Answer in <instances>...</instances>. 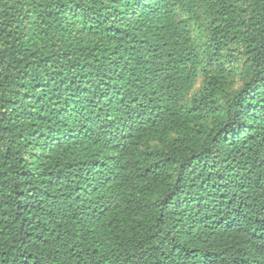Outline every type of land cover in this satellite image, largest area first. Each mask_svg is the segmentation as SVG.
I'll return each mask as SVG.
<instances>
[{
  "label": "trees",
  "instance_id": "1",
  "mask_svg": "<svg viewBox=\"0 0 264 264\" xmlns=\"http://www.w3.org/2000/svg\"><path fill=\"white\" fill-rule=\"evenodd\" d=\"M0 264H264V0H0Z\"/></svg>",
  "mask_w": 264,
  "mask_h": 264
},
{
  "label": "rangeland",
  "instance_id": "2",
  "mask_svg": "<svg viewBox=\"0 0 264 264\" xmlns=\"http://www.w3.org/2000/svg\"><path fill=\"white\" fill-rule=\"evenodd\" d=\"M192 27V30H193V36L195 38V40L198 42V43H202L203 42V39L205 37V33H206V27L203 25V24H200V23H192L191 25ZM200 80H198L197 82V85H196V89L200 83ZM236 81H238V77L236 78Z\"/></svg>",
  "mask_w": 264,
  "mask_h": 264
}]
</instances>
